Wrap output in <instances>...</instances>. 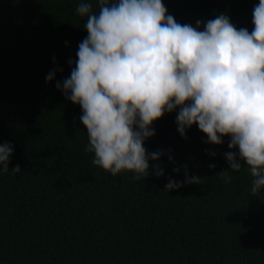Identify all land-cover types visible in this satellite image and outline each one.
<instances>
[{"label": "trees", "instance_id": "1", "mask_svg": "<svg viewBox=\"0 0 264 264\" xmlns=\"http://www.w3.org/2000/svg\"><path fill=\"white\" fill-rule=\"evenodd\" d=\"M79 2L0 0V144L14 146L0 174V264H264V189L251 192L247 166L230 170L225 153L238 149H228L229 137L213 145L193 125L182 138L176 109L144 142L163 153L145 179L92 163L81 109L55 86L87 36ZM162 2L181 24L223 13L251 32L259 0ZM192 176L202 182L164 191L169 179Z\"/></svg>", "mask_w": 264, "mask_h": 264}, {"label": "clouds", "instance_id": "2", "mask_svg": "<svg viewBox=\"0 0 264 264\" xmlns=\"http://www.w3.org/2000/svg\"><path fill=\"white\" fill-rule=\"evenodd\" d=\"M95 5L96 12L92 0L78 3L75 12L86 18L87 36L78 45L75 66L68 61L70 75L55 85L81 109L92 163L114 177L130 172L134 180L145 179L149 161L163 154L144 147L155 135L153 122L178 109L182 138L193 125L207 143L221 145L229 137L228 149H238L225 153L230 170L247 166L251 192L264 189V0L253 8L251 32L237 29L223 13L206 23L197 20L195 27L181 24L162 0H95ZM54 75L50 71L46 83ZM13 151L11 142L0 144V174L9 172ZM20 171L18 164L11 169L14 175ZM155 174L164 175L163 169ZM221 179L230 183L229 171ZM201 182L196 176L169 179L164 191Z\"/></svg>", "mask_w": 264, "mask_h": 264}]
</instances>
